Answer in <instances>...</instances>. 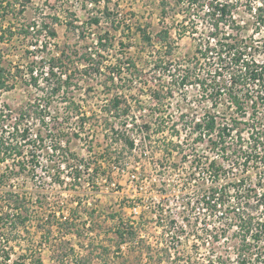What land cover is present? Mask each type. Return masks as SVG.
<instances>
[{
	"label": "rangeland",
	"instance_id": "374dc122",
	"mask_svg": "<svg viewBox=\"0 0 264 264\" xmlns=\"http://www.w3.org/2000/svg\"><path fill=\"white\" fill-rule=\"evenodd\" d=\"M25 1L30 8L27 15L46 17L48 26L39 38L41 42L32 48L17 34L0 41L5 82L0 84V110L15 119L17 111L39 103L46 118V137L43 148L26 149L24 159L32 153L39 155L35 170L14 175L10 181L9 187L26 195L29 209L28 221L4 242L12 259H19L20 264H35L38 257L45 264H221L220 256L227 264H238L240 220L230 210L244 204L254 222L264 220V209L258 206L264 194V165L259 160L264 143L253 150L245 122L227 138L224 148H213L208 136L196 140V127L188 136L185 129L207 115H216L221 125L231 114L262 128L264 102L254 111L249 106L245 116H238L227 96L215 106V96L209 91L206 95L197 85L178 84L176 73L183 72L186 59L195 55L199 45H213L209 43L213 20L206 10H192L184 16L186 12L175 6V0H165L169 13L160 20V0H92L95 4L88 3L86 8L83 0H19L18 8ZM228 1L233 8L220 22L223 33H240L239 42L248 47L247 55L264 62V29L253 11L262 0ZM71 12L76 13L78 25L87 20L88 13L100 17V22L86 26L85 34L82 28L74 31L66 25L75 17ZM55 16L60 20L54 22ZM169 27L171 47L165 48L158 34ZM139 28L151 36L150 42L143 40ZM105 32L109 44L100 49L103 68L87 74L84 53L89 47L99 49L94 47L96 37ZM62 52L63 63L56 69L58 74L71 75L70 85L63 86L48 104L44 100L47 84L40 77L39 86H35L31 70L46 76L49 57ZM131 59L136 68L126 66ZM179 64L183 65L175 71L173 66ZM115 65L122 66L121 79L105 85L106 75L118 71ZM196 71L203 79L214 76L200 64ZM218 78L226 85L231 77L224 71ZM248 87L256 93L254 83ZM116 94L127 99L118 109L113 106ZM161 118L169 123L179 119V132L186 139L183 144L167 142L156 125L135 152L110 139L116 129L126 135L129 129L138 135L153 126L149 122ZM24 124L30 126L31 134L38 128L31 115ZM57 141L68 155L75 154L70 166L64 164L59 152L53 155L51 147ZM229 150L244 154L238 157ZM248 154L251 156L244 166ZM211 159L220 167L217 177L209 167ZM86 162L93 170L76 171ZM5 165L7 162L1 164L0 173ZM240 178L244 179L242 185ZM212 182L223 184L229 192L225 205L211 211L203 205L198 185ZM134 204L145 206L138 217L130 215L129 207ZM72 217L76 224L58 223ZM122 219L131 225H126L124 239L117 232ZM251 246L250 254L254 255L257 246ZM260 247L264 250V240Z\"/></svg>",
	"mask_w": 264,
	"mask_h": 264
},
{
	"label": "trees",
	"instance_id": "16d2710c",
	"mask_svg": "<svg viewBox=\"0 0 264 264\" xmlns=\"http://www.w3.org/2000/svg\"><path fill=\"white\" fill-rule=\"evenodd\" d=\"M3 1L6 2V5L1 3ZM83 1V8H86L88 3L91 5L95 4V0ZM18 2L19 0H0V41L5 40L7 36L11 37L14 34H17L22 41L27 40L30 44H36V42L40 40V36L47 29V19H45L46 17L38 19L35 16H28L27 10L30 9L28 7L29 2L27 3V1H25V3H21V8H18ZM168 4V1L165 0H160L157 4L161 7L160 20L161 18H165V16L169 13L166 7ZM174 4L180 8L183 7V10L186 12V15L184 16L189 15L192 10L194 12H198L204 9L206 10L207 16L213 20L210 24V30L212 31L210 32L209 41V43L213 42V45H199L196 49L195 55L193 57H188L189 61L186 59L183 72L176 73L177 78H179L177 80L178 84L180 86H185L187 84L197 85L202 88L203 92H207L206 95H209V91L211 96H215L212 101L215 106H217L220 98L224 95L227 96L228 101L235 106L238 116H245V114H247L246 108L249 106L254 111L259 104L264 102V63L261 64L257 62L254 57L248 58L246 56L244 51L245 49L239 42L240 33L239 35H231V33L228 32L223 33V27H221L220 22L226 15L231 14L233 8L231 1L175 0ZM260 4L261 5L255 7L256 11L254 14L257 22L259 23L258 25L262 26L264 29V0H262ZM32 8L34 11L38 9L37 7ZM71 15L75 17L71 21L69 20V23L66 25L74 31L82 28L83 34L86 32V26L98 24L100 22V17H96L94 14L90 15L88 13L87 20L82 22L81 25H78L79 19L76 17V13L71 12ZM52 19L55 20L54 22L60 20L57 16ZM181 24V26H183L184 22H181ZM170 28L171 27L162 29L158 34V37L164 43L165 48L171 47V45H168V42L169 44L171 42V37L169 35ZM139 31L141 32L142 38L145 42L151 41V36L147 34L144 28H139ZM49 33L54 34L52 29H50ZM181 34L182 31L179 32V35ZM96 38L97 40L94 47L99 49L95 50L93 47H89L90 51L84 53V60L87 62V66L89 68V70L86 69L87 74L91 71L100 72L103 68L102 64L104 55L100 53V49H107L109 44L107 39L108 32H105ZM166 51L170 52L171 50L167 49ZM63 58V52L60 55H51L49 57L50 64L48 66V70L45 71L46 76L39 75L37 71L34 72L31 70V79L33 80V84H35V86H39L40 83L38 81L40 77L45 80L48 90L46 91L44 100L48 104L51 103L54 95L60 93L63 86L70 85L69 81L71 80V75L66 73L64 75L57 73L58 71L56 68L63 63ZM160 61L164 63L166 62L163 59ZM1 62L0 55V65ZM199 64L201 67H207L208 74H213L214 76L209 80L200 78V75H198L196 71ZM129 65L133 68L137 67L132 59L127 62L126 66ZM155 65H157V63H155ZM180 65L183 64L173 66L174 70L177 71ZM115 66V68H118V71L113 70L110 72V75H106V79L104 81L105 85L108 83L113 85L117 79H121L120 74L122 66ZM0 70V84L4 86L5 82L2 81V69L0 68ZM224 71H227L231 77L226 85L218 78V75L222 74ZM133 76L135 77L134 73ZM251 80H258L262 90L259 89L256 93L248 89L245 90L248 87V82H251ZM126 100L127 99L122 95L116 94L113 97L114 108H120L122 103ZM39 106V103L30 104L26 110L21 109L17 111L19 116L15 119L10 118L11 115H8L4 113L3 110H0V171L2 169L1 164L7 162V165H5L6 169L4 172L0 173V264H20L19 259H12V251L8 250V245H4V242L9 240V235L15 236L17 228L24 225L26 221H28L29 209H27L26 195H21L19 191L9 187V185L12 176H20L24 172L34 171L38 165V154L32 153L28 159H24V155L29 146L34 148V150L43 148V143L46 137L44 135V124H46V118L44 117V110L39 109ZM32 114L36 115L34 116ZM30 115L33 118V122L38 125L34 134L30 133V126L24 124V120L28 119ZM232 115L233 114H231L228 122L221 125L218 123L216 115H207L205 117L206 134L210 136L209 140L211 146L213 148H218V146L224 148L223 144L226 143L227 138L230 137L232 133L239 131L236 128H238L242 122H245V124L248 125V134L253 150L260 148L261 144L264 143V127L260 128L256 122L249 125L250 123L248 121H242L240 117H233ZM217 124L219 126H217ZM199 127L200 124L197 125V128ZM215 131H217L216 137L212 135ZM112 138H115L116 142L124 140V142L130 147L134 145L133 140L118 130L113 131ZM199 139H202V136H199L197 140ZM60 148L63 149L61 150ZM51 150L53 155L59 152L58 154L65 158L63 160L65 161L64 164H66V166H70L75 160V154L70 152L68 155L66 153L67 149L59 144V141L51 147ZM230 153L237 154L235 150L230 151ZM243 154L244 153H241V155L237 154V156L242 157ZM250 156L251 155L248 154L244 157L245 165ZM259 160L260 163L264 165V153L259 156ZM85 167V169L88 170V168H90V164L86 162ZM209 167L215 177H217L216 175L218 174V171H220V167L216 164L215 159L210 161ZM79 170L80 169H76V171ZM239 180L242 185V183H244V179L240 178ZM198 189L200 191V196L203 199L202 203L207 210H216L217 208H222V206L225 205L226 202L224 199L229 191L226 190L223 184L212 182L211 185H205V183H203L202 185H198ZM261 197V203H259L258 206L264 209V194H262ZM245 209L246 207L244 204H240L232 206V209L230 210V212L234 214L235 219L240 220L238 223L240 227L238 234L241 236V242L237 252V256L239 257L237 262L238 264H264V250L260 247V242L264 240V220L258 219L254 222L255 218L248 215ZM183 219H185V217ZM74 220L75 219L73 217L71 219L65 218L64 221L61 220L58 223L76 224L73 222ZM120 224L117 232L119 236L123 238L126 225H131L127 223ZM132 233L133 232H131V234ZM248 234H250L249 238ZM251 245L257 246L256 253L254 255L250 254L252 250ZM165 249L167 248L165 247ZM218 258L221 264H227L225 259H222L220 256ZM228 258L231 257L228 256ZM34 263L45 264L41 257H38Z\"/></svg>",
	"mask_w": 264,
	"mask_h": 264
},
{
	"label": "built area",
	"instance_id": "2783aa9c",
	"mask_svg": "<svg viewBox=\"0 0 264 264\" xmlns=\"http://www.w3.org/2000/svg\"><path fill=\"white\" fill-rule=\"evenodd\" d=\"M3 5H6V2L5 1H3V2H1ZM253 11L255 12L256 11V8L254 7L253 8ZM40 42H41V40H39ZM32 45V46H31ZM30 46H31V48L32 47H35V45L34 44H31ZM245 50V54H246V56L248 57V58H250L249 57V55H247V46H242ZM251 57H254V56H251ZM254 59H256V61L257 62H259V63H264V62H260L257 58H255L254 57ZM250 83H254L255 85H256V88H257V91L259 90V89H261L262 90V88L260 87V85H259V82H258V80H251V82H248V84H250ZM250 87H247L246 88V90L247 89H249ZM251 89V88H250ZM144 111H146V108H144ZM178 120L179 119H177V123H175L174 121H172V123H169V119H163V118H161V119H159V121H155V122H149L148 124H152L153 123V126H148V127H146L147 129H145V130H141L140 132H139V134L138 135H136L135 133H133V132H131L130 133V130L128 129V130H126V133H127V135L126 136H128L131 140H133V142H134V145L132 146V147H130L128 144H126L125 142H124V140H121V142H119L120 143V147L121 148H123V146H124V148H126L127 150H129L130 152H132V151H136L137 150V148H138V146L139 145H141L142 143H143V139H145V137L147 136V134L148 135H151L150 134V131H153L154 130V126L156 125V131H158L159 130V133H161V134H165L166 136H167V139H166V141L167 142H170V141H172V142H174V143H180V144H183V140H186V139H184V137H182L181 135H182V133L181 132H179L180 130V128H179V125H178ZM129 124H131V123H129ZM158 124H160L159 126H158ZM170 126H169V125ZM200 124V127L199 128H197V125H199ZM141 127V126H140ZM160 127V128H159ZM172 127V128H171ZM195 127H196V129H195ZM205 127H206V120H205V117H203L202 119L201 118H199L198 119V121H196L195 122V125L194 126H191V127H187L186 129H185V136H188L189 135V130H190V133L192 134V130L193 129H195L196 130V134H197V137H196V140L198 139V137L199 136H202V138H205V137H207L208 136V139L210 138V136L209 135H207L206 134V129H205ZM149 128V129H148ZM165 128H167V130L165 131L164 129ZM116 130H118V129H116ZM216 133H217V131H215L212 135H214V137H216ZM125 134V133H124ZM181 136V139H179V137ZM110 139H112V137H110ZM210 141V140H209ZM177 148H179V146H177ZM212 160V159H211ZM210 160V161H211ZM116 162V161H115ZM114 163V162H113ZM117 163V162H116ZM85 165H86V163L84 164V163H81L80 165H79V169H83V171H86V167H85ZM114 165V167H116L115 166V164H113ZM246 165H247V163H246ZM244 166H245V163H244ZM88 170H93V168H88ZM112 185H115V183H112ZM143 209H145V206H143V205H140V204H134L133 206H131V207H129V211H130V215L132 216V217H138V216H140L141 215V213L143 212ZM122 223H124V224H126L127 222L124 220V219H122V221H121ZM186 224V223H185ZM122 247L123 248H125L124 247V245H122Z\"/></svg>",
	"mask_w": 264,
	"mask_h": 264
}]
</instances>
